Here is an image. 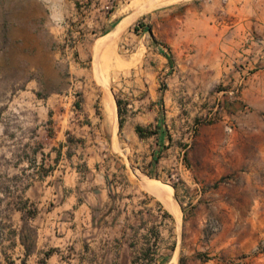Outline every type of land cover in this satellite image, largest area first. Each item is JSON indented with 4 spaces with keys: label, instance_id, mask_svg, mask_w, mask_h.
Segmentation results:
<instances>
[{
    "label": "crops",
    "instance_id": "1",
    "mask_svg": "<svg viewBox=\"0 0 264 264\" xmlns=\"http://www.w3.org/2000/svg\"><path fill=\"white\" fill-rule=\"evenodd\" d=\"M129 3L15 0L10 48L56 59L57 67L38 64L44 79L31 86L40 110L47 104L36 117L52 133L22 182L33 213L11 239L12 264H160L161 225L171 220L147 179L195 180L197 166L180 157L182 137L218 105L220 119L200 121L188 155L202 144L204 164L218 170L206 181L238 167L249 183L264 178V0H184L156 8L140 22L146 59L129 70L95 64L104 52L101 39L130 31L121 18ZM117 89L124 91L121 100ZM109 97L114 117L106 111Z\"/></svg>",
    "mask_w": 264,
    "mask_h": 264
},
{
    "label": "rangeland",
    "instance_id": "2",
    "mask_svg": "<svg viewBox=\"0 0 264 264\" xmlns=\"http://www.w3.org/2000/svg\"><path fill=\"white\" fill-rule=\"evenodd\" d=\"M129 1L121 18L127 17L124 24L131 25L130 31L120 38L114 33L101 39L100 47L104 52L95 55V64L129 70L141 63L147 58L144 57L141 19L156 8L184 0L148 2L142 9L134 5L137 0ZM15 12V0H0V264L14 261L9 251L10 244L14 243L11 239L33 213L32 204H28L22 195V182L25 177L29 179L33 175L32 166L41 160L42 147L49 142L45 134L52 133L47 122H39L36 117L47 113V104L40 110L32 92L36 88L31 86L33 81L44 79L38 64L52 72L57 67L56 59L16 55V50L10 48L14 42L10 39V31L14 27L11 19ZM146 35V40L151 41L149 34ZM56 45L57 42L53 41L52 47ZM140 47L142 49L138 50ZM160 88H166L165 80ZM42 91L46 95L49 93L48 88ZM116 92L118 99H123L124 91L117 89ZM220 110L221 105H218L215 118L208 115L204 119L219 120ZM25 114H32L33 119L25 120ZM204 119H197L185 130L180 150L182 163L189 165L191 159L197 166L195 180L189 183L168 177L152 178L173 190L180 211L179 218L160 197L162 215L171 220V223L162 222L161 225L160 264H264V178L249 183L238 167L206 181V176L218 172L215 163L208 161L204 164L202 144L196 145L192 155H188L187 149L188 145L195 143L198 124ZM231 121L227 120L225 126L229 132L234 130ZM26 123L27 140L24 137ZM163 202L172 214H167ZM25 207L27 211L21 216L17 210ZM28 237L32 240L31 231Z\"/></svg>",
    "mask_w": 264,
    "mask_h": 264
},
{
    "label": "bare ground",
    "instance_id": "3",
    "mask_svg": "<svg viewBox=\"0 0 264 264\" xmlns=\"http://www.w3.org/2000/svg\"><path fill=\"white\" fill-rule=\"evenodd\" d=\"M161 1H164V0H137L135 1L134 5L139 8V9H142L143 7H146L147 6V3L150 2V3H156V2H161ZM167 1V0H166ZM165 1V2H166ZM170 1V0H169ZM152 5V4H151ZM140 13V12H138ZM106 47V46H105ZM104 47V48H105ZM109 49V48H108ZM108 96V95H107ZM111 96V94H110ZM106 100V98H105ZM114 100V99H113ZM112 100L111 97H109L106 101V111L108 112V114H112L113 117H114V107H115V104H114V101ZM117 108V106H116ZM107 114V115H108ZM112 117V116H111ZM118 118V117H117ZM109 119V118H108ZM112 119V118H111ZM115 119V118H114ZM115 122V121H114ZM113 123V122H112ZM112 127V126H111ZM146 185L147 187L152 190L154 193H156L159 197H161L165 202L166 204L168 205V207L174 211L180 218V211H179V207L177 205V203L175 202V199H174V196H173V190L167 185L165 184L164 182L162 181H159V180H153V179H150V180H147L146 182ZM175 214V215H176Z\"/></svg>",
    "mask_w": 264,
    "mask_h": 264
},
{
    "label": "built area",
    "instance_id": "4",
    "mask_svg": "<svg viewBox=\"0 0 264 264\" xmlns=\"http://www.w3.org/2000/svg\"><path fill=\"white\" fill-rule=\"evenodd\" d=\"M212 118L214 119L215 118V115H212ZM229 128L231 129L232 127L229 125ZM183 153H184V151H183ZM171 178H173L176 181H179L181 179L179 177V175H176V174L172 175Z\"/></svg>",
    "mask_w": 264,
    "mask_h": 264
},
{
    "label": "trees",
    "instance_id": "5",
    "mask_svg": "<svg viewBox=\"0 0 264 264\" xmlns=\"http://www.w3.org/2000/svg\"><path fill=\"white\" fill-rule=\"evenodd\" d=\"M120 113H121V109H120ZM122 122V121H121ZM159 128V127H158ZM138 130L141 132V128L138 127Z\"/></svg>",
    "mask_w": 264,
    "mask_h": 264
}]
</instances>
